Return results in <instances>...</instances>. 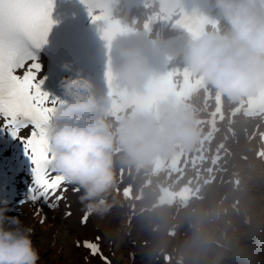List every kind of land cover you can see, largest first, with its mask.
Segmentation results:
<instances>
[{
	"label": "clouds",
	"instance_id": "9594fccd",
	"mask_svg": "<svg viewBox=\"0 0 264 264\" xmlns=\"http://www.w3.org/2000/svg\"><path fill=\"white\" fill-rule=\"evenodd\" d=\"M212 7L217 15L210 26L190 33L184 45L188 72L231 101L264 92V0H212ZM120 55L123 62L115 75L125 91L147 93L154 70L134 49ZM63 69L73 71L70 63ZM59 87L63 103L47 125L48 167L74 186L88 214L103 216L110 207L106 194L116 183L117 152L125 163L141 168L199 139L193 110L176 96L159 95L136 105L114 123L87 77L78 72L65 76ZM10 211L9 202L0 201V264H40L33 229Z\"/></svg>",
	"mask_w": 264,
	"mask_h": 264
},
{
	"label": "bare ground",
	"instance_id": "6f19581e",
	"mask_svg": "<svg viewBox=\"0 0 264 264\" xmlns=\"http://www.w3.org/2000/svg\"><path fill=\"white\" fill-rule=\"evenodd\" d=\"M151 4L143 3L135 6L130 10L124 11L123 16L127 19L135 18L134 29H140L142 35L146 36L152 31V38L162 44L164 34L168 31L172 34L179 32L172 27V21L179 11L172 12L167 16L164 29L152 26L145 18V13L152 10ZM223 26V22L221 21ZM183 49L178 46L171 48L165 56V65L172 84L175 85L176 91L174 96L181 99L194 112L197 120V127L200 130L199 139L190 148L178 147L176 151L166 157H161L152 164L137 168L135 165L128 164L126 175L129 178L136 177L143 172L149 186L153 185L154 176L157 174L165 175L167 181L165 186L161 187L156 198L150 202L152 211L168 210L177 207L176 221L183 222L191 212L190 208H196L194 214H198L202 209L199 203H206V195L210 189V194L217 195L223 190V180L216 176V172H223L231 181L227 183L226 196L228 198L239 199V204L235 209L226 213L227 198L223 203L209 213L211 219L208 223L202 221L197 225V230H191L186 235L184 247L191 245L190 237H193V243L196 246L195 252L191 253L190 249L185 248L183 253H179V259L183 264L198 257L199 264H221L223 259H227L230 264H264V128L250 127L249 123L239 118L240 114L253 115L259 110L264 109V102L255 106L259 97L264 93L252 97H245L238 101H231L226 97L219 96L211 86L202 84L198 77L192 76L184 63L182 56ZM40 63V62H39ZM42 66V65H41ZM83 76L87 77L93 84V92L102 104L108 108L107 118L114 123L118 122L122 115L131 111L132 107L138 105L130 103L128 106L125 100L118 98L111 90V87L102 76L99 65L94 63L86 67ZM51 97H54L49 93ZM226 100V103H225ZM112 104V105H111ZM264 116V110L261 112ZM232 121V122H231ZM3 121L0 120V124ZM232 125H238L242 128L243 135L247 139L250 148H247L239 140L240 135L231 129ZM29 129H23L21 136L28 135ZM241 145H238V144ZM2 151L0 158L5 163L9 155L13 156L11 168L9 171L2 169L0 171V201L7 200L9 207L12 209L8 214L19 216L24 225L34 230V221L44 218L45 221L55 220L57 213L49 212L44 215L41 211L38 213V206L32 202L26 201L30 186L33 183L32 162H24L21 156L25 153L24 146L19 139H14L7 135V142L1 144ZM241 147V148H240ZM239 156L237 160L234 156ZM29 157V156H28ZM30 159V158H29ZM125 163L121 158V153L117 152L114 156V165L119 167ZM117 174V173H116ZM55 175V173H53ZM250 178L248 182L246 176ZM119 176V175H118ZM240 180L239 185L235 188L234 181ZM146 181V182H147ZM256 190V199L260 204V209L254 206L251 201L246 204L243 198L245 186ZM238 182V181H237ZM183 183L189 185L190 192L187 201L178 196ZM28 187V188H26ZM62 187L67 188L65 199L59 201L58 206H62L61 214L58 219L68 223H73L76 227L82 228V214H77L81 203L78 200L79 193L73 191L74 186L64 184ZM173 187L174 198L172 202L165 199L163 191ZM200 193V194H199ZM200 195V197H199ZM202 195V196H201ZM149 197V195H148ZM199 199H194V198ZM202 198V199H200ZM107 203L110 206L109 212H116L124 218L131 217L129 206L136 207L147 199L146 189L134 186L129 183L124 189H117L115 193L106 194ZM192 199V200H191ZM194 199V200H193ZM191 201H193L191 203ZM200 201V202H197ZM62 204V205H61ZM126 204V205H125ZM70 213V215H66ZM35 216L37 218H35ZM128 221V220H127ZM123 224L126 223L124 220ZM161 226V225H160ZM173 228H168L170 235ZM72 236L67 230L63 232ZM178 237V233L174 234ZM73 239V237H70ZM184 240V239H183ZM191 241V243H190ZM133 258V255L130 256ZM197 260V258H196ZM197 260V261H198Z\"/></svg>",
	"mask_w": 264,
	"mask_h": 264
},
{
	"label": "rangeland",
	"instance_id": "374dc122",
	"mask_svg": "<svg viewBox=\"0 0 264 264\" xmlns=\"http://www.w3.org/2000/svg\"><path fill=\"white\" fill-rule=\"evenodd\" d=\"M263 110H259L254 116L240 114L239 118L247 121L250 127L264 128V116L261 114ZM231 129L240 135L239 140L241 143L250 148L246 137L243 135L242 128L238 125H232ZM238 145L241 144L239 143ZM239 156L241 155L234 156L237 159L235 160L236 162L240 160ZM21 160L30 162L29 157L25 153L22 154ZM127 166L128 163H122L119 167L114 165L115 174L117 173L116 183L108 193H115L116 188L124 189L129 183L137 187L143 186L147 192V199L141 204L138 203L136 207L127 205L131 210L130 212L134 214L128 218L109 211L105 212L103 216L88 214L87 220L82 222L84 223L83 227L78 228L66 220L65 222L56 220L58 219L56 217L60 216L63 209L62 206H56L55 213H57V216L53 222L51 219L45 221L43 217L34 221L32 239L41 253L40 264H183L179 259V253L182 254L185 248L190 249L191 253L196 250L193 237H190L191 245L184 247L187 233L191 230H197L196 226L202 224V221L208 223L211 219L209 213L213 208L220 206L226 198L228 200L226 202V213L235 209V206L239 204L238 197L228 198L226 196L227 183L231 180L223 172L218 171L216 176L222 178L223 190L214 195L210 194V189H206L208 191V195L205 198L207 201L206 203L203 202V205L202 203L198 204L202 208L200 212L193 215L196 209L193 206L189 210L191 214L183 222L176 221L177 207L160 212L155 210V208L152 211V204L149 206L150 202L156 198L160 188L165 186L166 176L156 174L153 185L149 186L150 181L145 179L143 172L136 177L129 178L126 175V171L130 167L127 169ZM248 179L250 180L247 175V182ZM237 181H234L235 188L239 185L240 180L237 179ZM242 192L243 197L240 198H243L246 204H250L252 201L254 206L260 209V204L255 197L257 195L255 193L256 190L251 188L250 181L249 186H245ZM61 203H67L68 208L70 206L69 201ZM36 205L42 209L41 212L44 215L54 212V209L49 208L42 201L37 202ZM76 211H78L77 214L81 213L83 217L87 213L82 204ZM37 217L35 216V218ZM42 218L44 220L43 223H41ZM200 219L202 220L201 222H199ZM124 220L126 223L123 224ZM169 227L173 228L170 235H168ZM67 230L72 233V236H68L66 233L64 235L63 232ZM175 231L178 233V237L174 236ZM70 237H73V239ZM97 237H99L98 240ZM84 241L98 244L99 252L96 255H92L90 249L84 246ZM78 242L79 246H77ZM131 255H133L132 259L130 258ZM196 258L198 260V257ZM196 258L193 257L191 260L186 261V264H199V260L197 261ZM221 264H230V262L225 258Z\"/></svg>",
	"mask_w": 264,
	"mask_h": 264
},
{
	"label": "snow or ice",
	"instance_id": "6c2138e0",
	"mask_svg": "<svg viewBox=\"0 0 264 264\" xmlns=\"http://www.w3.org/2000/svg\"><path fill=\"white\" fill-rule=\"evenodd\" d=\"M53 6V0H0V130L21 141L33 165V183L22 203L42 201L49 208L58 206L67 192L63 178L53 175L48 167L47 125L56 105L63 101L41 90L42 66L32 49L39 50L47 43L55 23ZM23 129H29L28 135H20ZM87 216L85 213L82 222ZM84 246L92 255L99 252L94 242L84 241Z\"/></svg>",
	"mask_w": 264,
	"mask_h": 264
}]
</instances>
